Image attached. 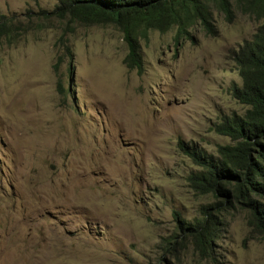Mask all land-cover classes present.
I'll return each mask as SVG.
<instances>
[{
    "label": "rangeland",
    "instance_id": "obj_1",
    "mask_svg": "<svg viewBox=\"0 0 264 264\" xmlns=\"http://www.w3.org/2000/svg\"><path fill=\"white\" fill-rule=\"evenodd\" d=\"M229 2L230 22L211 8L215 37L147 31L138 76L114 27L59 20L55 0H0V15L30 28L0 44V264H208L186 240L163 244L178 241L173 213L193 221L211 202L188 189L197 168L177 142L215 155L230 142L212 126L246 109L228 92L231 53L262 21ZM245 220L225 216L218 264H264Z\"/></svg>",
    "mask_w": 264,
    "mask_h": 264
},
{
    "label": "trees",
    "instance_id": "obj_2",
    "mask_svg": "<svg viewBox=\"0 0 264 264\" xmlns=\"http://www.w3.org/2000/svg\"><path fill=\"white\" fill-rule=\"evenodd\" d=\"M52 14L59 20L83 26H112L121 35L126 53L122 64L136 75L143 73L139 39L149 30L160 34L174 28L175 40L194 43L190 29L198 26L208 37L217 31L211 8L231 21L229 0H55ZM244 15L261 20L249 40L231 53L239 84H231L228 92L239 105L246 107L241 115L232 113L220 118L211 130L230 144L216 147L215 155L206 153L193 143L178 141L177 149L197 168L188 172L185 181L195 195L209 197L200 205L199 218L178 220V241L165 242L174 251L191 246L192 251L208 264H218L215 241L225 231V216L234 211L246 214L245 226L250 235L264 240V0H235ZM30 28L13 17L0 15V44H17ZM63 55L71 52L63 46ZM59 59H57L58 61ZM53 71L55 66L53 65ZM70 70V69H69ZM57 92L61 87L57 84Z\"/></svg>",
    "mask_w": 264,
    "mask_h": 264
}]
</instances>
